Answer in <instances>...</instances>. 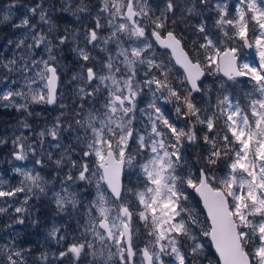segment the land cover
Wrapping results in <instances>:
<instances>
[{"label":"snow or ice","instance_id":"snow-or-ice-1","mask_svg":"<svg viewBox=\"0 0 264 264\" xmlns=\"http://www.w3.org/2000/svg\"><path fill=\"white\" fill-rule=\"evenodd\" d=\"M17 5L10 0L0 22L12 20ZM24 7L12 24L20 38L8 41L13 55L0 60L8 73L0 78V106L28 112L31 103H55L70 40L79 68L69 82L76 100L67 127L58 117L31 143L23 132L12 140L16 161L31 153L53 162L60 191L39 172L13 167L21 179L0 180L5 228L26 219L38 228L29 201L52 192L57 213L79 214L78 235L67 226L47 229L60 246L52 253L58 264H213L201 236L217 264H264V0H37ZM206 9L216 14L211 25ZM57 12L77 17L82 29L61 30L66 17ZM178 22L194 28L190 46ZM245 49L258 62L246 61ZM206 76L218 79L207 84ZM241 78L250 87L237 93ZM46 143L61 150L59 158ZM32 255L15 236L0 245V264H30ZM38 262L52 264L46 252Z\"/></svg>","mask_w":264,"mask_h":264},{"label":"trees","instance_id":"trees-1","mask_svg":"<svg viewBox=\"0 0 264 264\" xmlns=\"http://www.w3.org/2000/svg\"><path fill=\"white\" fill-rule=\"evenodd\" d=\"M1 1V0H0ZM93 3H95V0H93ZM58 13V12H57ZM64 15L66 18L64 20L59 21V25L61 27V30L65 25L69 27L70 30L75 31L79 30L75 26V22L71 21V15L68 13L60 14ZM58 15V16H59ZM206 18V17H205ZM207 19V18H206ZM208 20V19H207ZM189 23L191 25H195L200 23V18H189ZM208 24L209 20H208ZM176 30L178 32H184L185 36L187 37V44L190 46L193 39L196 38V34L194 31V28L189 27L185 23L178 22L176 25ZM15 37V33L13 34ZM12 27H8L7 25H1L0 23V60H3L4 58H7L9 50L4 51L3 47L6 46L3 45L4 40L8 36H12ZM75 43H73L71 40L69 42V45L64 48V51L61 53L62 56V64L64 65V68H69L70 71L76 72L79 68V62L77 60L76 54L71 49L74 48ZM180 71L179 69H175ZM5 70L3 68H0V72H4ZM218 79V77H216ZM211 76H206L205 83L212 84L213 82L210 81ZM242 83L244 80H241ZM245 83V82H244ZM241 90H245L246 86H241ZM69 104V107H73V101L72 97H69L67 99V102ZM143 106V104H142ZM31 110H35L34 108H31ZM24 114L17 112L14 109H4L3 106H0V138L5 139L7 142L0 144V180H5L10 182L11 184H16L21 177L16 175L13 172V167H23L25 169H31L34 172H39L45 180L48 182H53V176L51 175L52 172H56L55 166L53 162L47 163L44 162V168L42 169H36L34 165L31 166H23L20 163L12 164V161L15 159L12 156V152L14 148L12 147V138L10 135V129L9 127L14 124L21 121H26L24 118ZM53 154V160L57 159V152L52 153ZM192 204L195 208L199 209L202 213L201 219H204L205 213L201 207V203L199 202V199L196 197L195 193H192ZM20 199H23V196L21 195ZM50 198L48 196L42 195L39 198H34L29 201V205L31 206V212L33 217L38 218L41 222L40 226L38 228H34L31 226L30 222L26 219V223L22 226L20 232L18 233L15 229V224L12 226V228H5V225L10 222V217L7 214L0 215V245H3L5 241H9L10 239L15 236L17 243L23 247V248H30L32 250V258L30 261V264H33V262H36V264H39L38 257L42 252H46L49 257V261L52 262V264H58V262H55L52 256V253L57 252L59 249V245L56 244L55 241L51 240L47 236V229L50 228L53 224H55L58 227H64L67 226L70 232H73V234H77L74 232L76 227V222L71 223L67 222L64 218H58L57 217V211L55 206H53V202L49 200ZM9 212H12L11 209H9ZM14 215V214H13ZM63 221V222H62ZM9 233H12L13 236H9ZM18 234V235H16ZM139 238H142V234H140ZM201 242L207 245L205 252L207 253L209 259L212 260L213 264H217V256L214 253L212 246L209 242L208 237H200ZM70 260L66 259L63 264H70ZM207 264V262H205Z\"/></svg>","mask_w":264,"mask_h":264},{"label":"rangeland","instance_id":"rangeland-1","mask_svg":"<svg viewBox=\"0 0 264 264\" xmlns=\"http://www.w3.org/2000/svg\"><path fill=\"white\" fill-rule=\"evenodd\" d=\"M37 2V0H18V5H17V8L14 10V13H13V19L10 20V21H7V22H0L1 25H7L8 27H12V24L15 23V22H18V18L20 15H22L26 9H25V5H32V4H35ZM216 0H212V3H215ZM230 5V2L227 1ZM238 2V0H235L234 4H236ZM10 3V0H1L0 1V12L4 11L7 9L8 5ZM69 14V13H68ZM59 14L58 13H55L54 16H58ZM71 15V14H70ZM215 12L214 11H209V10H205L204 11V17H206L208 20H209V23L210 25L212 24L213 22V19L215 17ZM71 21L72 22H75V26L76 28H78L79 30L82 29V23L80 20L77 19V17L75 16H72L71 15ZM89 19L88 17H85L83 23L84 24H87L89 22ZM21 31L20 29H15L12 27V35L15 33V37L13 35L12 36H8L6 39H3L4 42H3V45L5 44L6 46L3 47V50L6 51V50H9L10 52H8L9 54H7V58H11V56L13 55V50H14V43L12 45H9L8 44V41L11 40L13 42H15L16 40H18L20 38V35H21ZM75 31H78V30H75ZM81 40L83 39L82 35H80L79 37ZM74 46H76L74 44ZM158 52L159 53H163V51H160L158 49ZM94 55L96 53H93ZM244 54H245V60L248 61V62H252V63H256L254 62L251 57H249L245 50H244ZM258 62V61H257ZM177 68V67H176ZM178 69V68H177ZM74 73H72V71L69 70V68H64L63 67V74H62V77H61V81H60V86H59V93L57 95V100H56V103L54 104V106L52 108H48V105L46 103H31L29 104V107H28V112L31 113V115L28 114V112H24V111H17V109L15 107H4V109H14L16 110L17 112H20L22 114H24V118L26 120V122L31 125V128L30 129H24L21 125L20 122L18 123H14L12 124L9 129H10V135H11V138L12 140L14 139V136L16 135H20L21 132H23L24 136L28 137V141L29 143H31L33 140H35L37 137H36V134L39 133L41 130H44V129H47V128H51L56 122H57V118L59 117L60 118V121L62 122V124L64 125V127L66 128L68 123L73 119V115H74V112H73V107H69V104L66 103L67 102V99L69 97H72V101L74 102L76 100V96L74 94V87H75V84L74 82L73 83H69L70 80H71V77ZM5 75H8V73L6 72V70L4 72H0V78H3ZM11 79H19L18 76L16 74H12ZM216 79L214 77L211 76V80L213 82V80ZM241 80H244L243 83H241L240 85H237L236 87V91L237 93H240V90L242 89L241 86H246V89L249 88L250 86L247 84V78H243ZM245 82V83H244ZM20 83H23V81L21 80ZM207 83V82H206ZM209 84V83H207ZM12 88H16L18 87V85H10ZM35 87V86H34ZM3 90H6L5 89V84L4 83H0V91H3ZM20 102H23V101H20ZM61 105H65V107H61ZM87 107V105H86ZM141 107H143L141 105ZM31 108H34L35 110H31ZM63 137L64 139L62 140V143L67 145L69 140H68V133L67 132H64L63 133ZM46 140L48 142H51L52 144H55L56 142L55 141H52L51 140V137H47ZM12 143V141H11ZM72 143L74 144L75 141L73 140ZM12 147L14 148L13 144H12ZM45 148L48 150V151H51L52 153H56L57 152V158H59V156L61 155V150L60 149H57V148H49L48 147V144L46 143L45 144ZM36 158H39V159H42L44 160V162L47 161V163L51 162L47 159V156H40V155H37L35 158L33 157V155L31 153L28 154V158L24 161H12V164H16L17 163H20L21 165L23 166H31V165H34L36 167V169H42L44 168V164L43 165H36L35 164V159ZM67 171V169H65V172ZM56 172H52L51 175L54 177L53 178V182H49V187L50 188H53L55 191H60V185L58 183V177H56ZM64 173H61V177L63 176ZM79 183H82V182H78ZM89 190L91 191V193L93 194V196L95 195L96 193V188H95V181L93 182L92 185H89ZM45 196H48L52 201V192H49L47 195ZM89 199L92 198V196H89L88 197ZM53 206L54 203H53ZM56 208V207H55ZM83 210L81 209V212ZM57 217L58 218H64L67 220V222H71V223H74L76 222L77 219H79V214L78 213H73V219L72 220H69L68 216L64 213H57ZM63 222V221H62ZM23 225H15V229L16 231L19 233L20 230L22 228ZM76 229V227H75ZM142 234V232H141ZM145 237L143 236L142 234V238H139L140 240L144 239ZM143 245L141 244V247ZM82 264H88V261L85 260V261H82Z\"/></svg>","mask_w":264,"mask_h":264},{"label":"water","instance_id":"water-1","mask_svg":"<svg viewBox=\"0 0 264 264\" xmlns=\"http://www.w3.org/2000/svg\"><path fill=\"white\" fill-rule=\"evenodd\" d=\"M159 49V48H158ZM160 50H162V51H165V50H163V49H160ZM246 50V52L249 54V56L251 57V59L254 61V62H257V58H256V56H255V53H254V51H252V50H249V49H245ZM178 69H179V66H176ZM180 71H182V70H180ZM204 79H206V77L204 78ZM241 79H243V78H241ZM58 93H59V85H58V87H57V93H56V100H57V95H58ZM56 103V102H55ZM55 103H53V104H47L48 105V107L49 108H52L53 106H54V104ZM196 195V197L199 199V196L197 195V194H195ZM201 207H202V203H201ZM202 209H203V207H202ZM204 211V210H203ZM205 213V212H204ZM205 215H206V213H205ZM209 239V238H208ZM209 242H210V244H211V241H210V239H209ZM211 246H212V244H211ZM212 249H213V251H214V253H215V249H214V247L212 246ZM216 254V253H215ZM216 256H217V258H218V255L216 254Z\"/></svg>","mask_w":264,"mask_h":264},{"label":"flooded vegetation","instance_id":"flooded-vegetation-1","mask_svg":"<svg viewBox=\"0 0 264 264\" xmlns=\"http://www.w3.org/2000/svg\"><path fill=\"white\" fill-rule=\"evenodd\" d=\"M227 1H229L230 2V5H234V2H235V0H227ZM160 50V49H159ZM160 51H162V50H160ZM164 52V51H163ZM245 52H246V50H245ZM246 54L248 55V53L246 52ZM249 56V55H248ZM250 57V56H249ZM72 73H75V72H72ZM59 86H60V83H59Z\"/></svg>","mask_w":264,"mask_h":264}]
</instances>
